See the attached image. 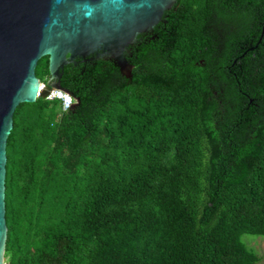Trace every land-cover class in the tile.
<instances>
[{"label": "trees", "instance_id": "1", "mask_svg": "<svg viewBox=\"0 0 264 264\" xmlns=\"http://www.w3.org/2000/svg\"><path fill=\"white\" fill-rule=\"evenodd\" d=\"M263 26L264 0H176L128 72L69 61L71 107L19 103L5 264H258L242 236L264 235Z\"/></svg>", "mask_w": 264, "mask_h": 264}, {"label": "water", "instance_id": "2", "mask_svg": "<svg viewBox=\"0 0 264 264\" xmlns=\"http://www.w3.org/2000/svg\"><path fill=\"white\" fill-rule=\"evenodd\" d=\"M175 2L0 0V264H4L7 236L6 142L16 106L46 98L51 88L62 89L51 79L59 77L60 69L75 57L93 54L128 72L127 46L134 44L137 35L152 32ZM263 31L264 26L261 36ZM44 55H48L49 77L39 89L35 67Z\"/></svg>", "mask_w": 264, "mask_h": 264}, {"label": "rangeland", "instance_id": "3", "mask_svg": "<svg viewBox=\"0 0 264 264\" xmlns=\"http://www.w3.org/2000/svg\"><path fill=\"white\" fill-rule=\"evenodd\" d=\"M242 238L260 257L258 264H264V235L245 234Z\"/></svg>", "mask_w": 264, "mask_h": 264}, {"label": "built area", "instance_id": "4", "mask_svg": "<svg viewBox=\"0 0 264 264\" xmlns=\"http://www.w3.org/2000/svg\"><path fill=\"white\" fill-rule=\"evenodd\" d=\"M43 87H44V83H40L39 89ZM46 98L48 99L59 98L61 100L62 108L64 110L71 107L74 103L73 97L68 92H65L64 90L59 89V88H51ZM4 264H5V261H4Z\"/></svg>", "mask_w": 264, "mask_h": 264}, {"label": "flooded vegetation", "instance_id": "5", "mask_svg": "<svg viewBox=\"0 0 264 264\" xmlns=\"http://www.w3.org/2000/svg\"><path fill=\"white\" fill-rule=\"evenodd\" d=\"M142 34V33H141ZM136 42V41H135ZM96 57H95V55H93V54H90V55H88L87 57H83V58H81V57H75L73 60H71L70 62L73 64V65H75V66H78V65H80L81 63H84V62H86V61H89V60H92V59H95ZM97 59V58H96ZM59 78H58V76H55V77H53L52 79H51V81L52 82H55V83H57V84H59V80H58Z\"/></svg>", "mask_w": 264, "mask_h": 264}]
</instances>
